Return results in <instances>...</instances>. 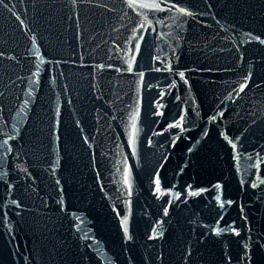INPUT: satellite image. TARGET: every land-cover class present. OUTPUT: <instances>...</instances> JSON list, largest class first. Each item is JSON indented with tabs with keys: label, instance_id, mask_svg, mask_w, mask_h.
<instances>
[{
	"label": "water",
	"instance_id": "water-1",
	"mask_svg": "<svg viewBox=\"0 0 264 264\" xmlns=\"http://www.w3.org/2000/svg\"><path fill=\"white\" fill-rule=\"evenodd\" d=\"M0 264H264V0H0Z\"/></svg>",
	"mask_w": 264,
	"mask_h": 264
},
{
	"label": "snow or ice",
	"instance_id": "snow-or-ice-1",
	"mask_svg": "<svg viewBox=\"0 0 264 264\" xmlns=\"http://www.w3.org/2000/svg\"><path fill=\"white\" fill-rule=\"evenodd\" d=\"M140 7H143V8L153 7V8L159 9L160 6L159 5L143 4V5H140ZM179 11L183 12V7H181L179 9ZM141 27H143V25H141ZM139 48H140L139 43H136L135 44V51L138 52L139 51ZM134 62H135V55H133L132 60L130 62H128V66H127V69H126L128 72H132L133 71V64H134ZM37 67H39V66H37ZM99 67H103V65H100ZM156 70L157 71H160L161 69H156ZM167 70L168 71H172L173 70L171 68L170 62H169V66H168ZM177 75L179 76V78L182 81H184L185 83H187V80H186V77H185V73L183 71L177 72ZM140 77H141V83H142L143 73H140ZM245 86H246V84H242L241 87H240V91H243ZM138 115H139V112L137 111V113L133 116V125H132V127L134 129H135V116H138ZM220 115H223V113H220ZM212 119L215 120L216 119V116H213ZM183 121H184V116L182 115V116H180L178 118L177 121L169 124L168 127L169 128L175 127V128H179V129L183 130ZM225 138L227 139V137H225ZM4 143L6 144L7 141H4ZM129 143L131 145L133 143V141L130 139ZM229 143H231V141H229ZM232 146H233V148H235V144H233ZM127 182L128 181H127V178H126L125 179V183H127ZM154 184H155V190H156V192L159 193L161 191V184H160V179H159V174L158 173L154 177ZM255 186L256 185H253V187H255ZM217 187H219V185H217ZM189 194L190 195H197V193L195 191H191ZM217 200L219 201V206L221 208H223L225 206V203L226 202H224L219 195L217 196ZM227 203H232V202L229 201ZM165 214H167V209H165ZM121 223H122V225H124V229L123 230H124L125 234H127L128 233V228H127L128 221H127V218H125L124 220H122ZM217 230H218V232H221V233L224 232V231H226V230L235 231V229H231L230 226L219 227ZM152 233H153L152 238H158V235H162V233H159V234L157 233V229L156 228H153L152 229ZM237 234H239V233H237Z\"/></svg>",
	"mask_w": 264,
	"mask_h": 264
}]
</instances>
